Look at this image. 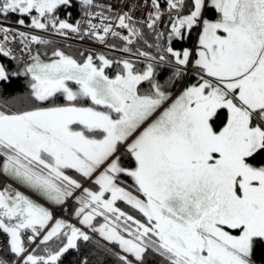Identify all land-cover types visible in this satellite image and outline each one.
Returning <instances> with one entry per match:
<instances>
[{
  "label": "snow or ice",
  "instance_id": "obj_1",
  "mask_svg": "<svg viewBox=\"0 0 264 264\" xmlns=\"http://www.w3.org/2000/svg\"><path fill=\"white\" fill-rule=\"evenodd\" d=\"M80 3L101 9L84 29L74 0H0V56L17 59L9 37L51 43L32 30L111 36L124 53L137 38L155 55L137 49L140 67L28 49L22 69L0 63V82L23 75L29 90L28 106H0V173L33 194L0 184V264H63L85 243L116 264H264V0H151L152 44L135 5L114 17L125 35Z\"/></svg>",
  "mask_w": 264,
  "mask_h": 264
},
{
  "label": "trees",
  "instance_id": "obj_2",
  "mask_svg": "<svg viewBox=\"0 0 264 264\" xmlns=\"http://www.w3.org/2000/svg\"><path fill=\"white\" fill-rule=\"evenodd\" d=\"M74 7L68 9L71 12V17L69 22L75 23L78 16L83 13L84 11H91L92 9H86L80 3V0H74ZM162 9L166 8L165 0H161ZM57 15L61 18H65V10L62 8L60 11L57 12ZM12 21L16 19L15 16L11 17ZM138 28H140L144 33V38L149 41H154L155 36L154 34L146 27L145 23H139ZM158 30V29H157ZM159 31V30H158ZM163 31H167V23L165 29ZM194 32H192L191 37L184 41L174 42L177 48L179 47H191L193 39H194ZM51 41V40H50ZM110 45H122L123 43L119 41V39L111 40ZM62 47L68 54L73 56H77L80 52H84L85 55L91 51L83 50L80 48H76L69 45H64L55 41H51L49 45H37V49L41 53H47L50 56V52L53 51L56 47ZM52 49V50H51ZM96 53V52H95ZM79 58V57H78ZM0 63L7 64L10 70H16L17 68L23 67V62L15 59H11L10 57H2L0 56ZM29 91L27 88V78L23 75L12 77L9 81L0 82V106H6L10 108H18L28 105L27 96H25L26 92ZM15 101V103H14ZM24 102V103H18ZM121 207H124L121 204ZM98 239V238H96ZM101 243H103L101 241ZM55 246L54 244L52 245ZM86 256L89 260V264H116L115 257L104 253L102 250L98 248L95 244H82L80 252H72L70 255L63 258V264H70V262H75L79 257ZM154 259V258H150Z\"/></svg>",
  "mask_w": 264,
  "mask_h": 264
},
{
  "label": "built area",
  "instance_id": "obj_3",
  "mask_svg": "<svg viewBox=\"0 0 264 264\" xmlns=\"http://www.w3.org/2000/svg\"><path fill=\"white\" fill-rule=\"evenodd\" d=\"M95 3L98 5L105 6L104 8L105 15L109 16L110 22L113 23L115 30L122 32L123 34L126 33V30L115 27L116 21L114 17L120 14L121 12L129 11V4L135 5V7L132 9V15L135 22L146 21L149 13L152 11L151 0H95ZM108 6H111V8H109ZM99 11H101V9L96 8V11H92V12H99ZM166 16L167 14H164L163 22L161 23L160 28L162 27V24L164 23ZM89 18L90 17L86 15V12L79 16L77 21H79L81 29L87 27V20ZM93 22L99 23V20L93 18ZM20 30L28 31V29L23 27ZM32 31L34 32V34H39L44 37L54 39L63 43L72 44L91 50H101V51L109 50L108 41L114 38L108 36L106 38V42L102 44L98 40L91 39L88 36H84L83 39H81L82 33L75 34L69 31L67 32L66 35L62 36L55 32L45 33L42 32L41 30H32ZM7 47L11 48L14 56L23 62L28 60L29 57L28 49H31L33 53L36 51V44L30 43L28 39H25L23 37H17L15 40H12L11 37H9V42H7ZM5 183H12V181L9 178H5V176L2 173H0V184H5Z\"/></svg>",
  "mask_w": 264,
  "mask_h": 264
},
{
  "label": "rangeland",
  "instance_id": "obj_4",
  "mask_svg": "<svg viewBox=\"0 0 264 264\" xmlns=\"http://www.w3.org/2000/svg\"><path fill=\"white\" fill-rule=\"evenodd\" d=\"M165 13H167V12H165ZM166 23H167V20H166V22H165V26H166ZM165 26H164V28H163V30L165 29ZM199 31V29H196L195 30V32H194V39H193V42H192V45L191 46H193L194 45V43H195V41H196V36H197V32ZM127 34V32L125 33V35ZM145 39V38H144ZM119 41H121L123 44L122 45H117V47H115V48H117L118 50H119V52H117V54H111V53H107V54H105V53H103V54H105L108 58H113V59H115V58H130V59H132V60H134V61H137V64H138V66H140V67H143V65L147 62L146 61V59L145 58H143V57H140L139 59H137V57H136V55H135V53H136V50L137 49H140V50H143V51H150V53L152 54V55H155V48H153V49H148L147 47H146V45L143 43V41L142 40H139V39H137V38H133V44L132 45H130L129 47H131V49H132V52L131 53H124V52H122V51H120V49H122L124 46H125V42H123L122 40H119ZM155 42V40L154 41H149L148 40V43H150V44H152V43H154ZM161 43H164V41L163 40H161L160 41ZM139 47V48H138ZM55 49H61V50H63V48L62 47H56V48H54L53 50H55ZM52 50V49H51ZM63 51H65V50H63ZM52 52V51H51ZM51 52L49 53L50 55H51ZM66 52V51H65ZM67 53V52H66ZM68 54V53H67ZM110 55H114V56H110ZM145 87L147 86V84L145 83V85H144ZM25 96H28V91L26 92V94H25ZM28 101V100H27ZM14 103H15V101H14ZM18 103H24V102H18ZM28 104H29V101H28ZM26 106H28V105H26ZM23 107H25V106H23ZM23 107H18V108H23ZM18 108H13V109H18ZM96 238H98V239H100L99 237H96ZM103 242V241H102Z\"/></svg>",
  "mask_w": 264,
  "mask_h": 264
},
{
  "label": "crops",
  "instance_id": "obj_5",
  "mask_svg": "<svg viewBox=\"0 0 264 264\" xmlns=\"http://www.w3.org/2000/svg\"><path fill=\"white\" fill-rule=\"evenodd\" d=\"M186 47H187V46H186ZM28 191L31 193L30 190H28ZM26 194H28V193H26ZM29 195H33V194L31 193V194H29ZM33 198H36V197L34 196ZM40 202H41V203H43V202L45 203V201H43V199H40ZM46 206H47V204H46Z\"/></svg>",
  "mask_w": 264,
  "mask_h": 264
}]
</instances>
